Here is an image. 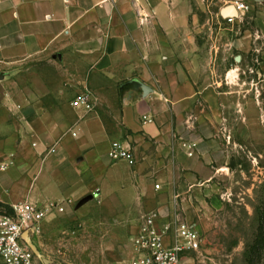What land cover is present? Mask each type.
<instances>
[{"label":"crops","instance_id":"crops-1","mask_svg":"<svg viewBox=\"0 0 264 264\" xmlns=\"http://www.w3.org/2000/svg\"><path fill=\"white\" fill-rule=\"evenodd\" d=\"M203 4L0 0V163H10L0 203L63 208L111 181L147 198L155 185L188 187L221 148L224 87L239 74L226 52L245 38L220 27L209 51L198 37ZM84 92L91 112L71 105ZM114 142L135 167L109 159ZM170 206L158 213L174 214Z\"/></svg>","mask_w":264,"mask_h":264},{"label":"rangeland","instance_id":"rangeland-1","mask_svg":"<svg viewBox=\"0 0 264 264\" xmlns=\"http://www.w3.org/2000/svg\"><path fill=\"white\" fill-rule=\"evenodd\" d=\"M219 1L204 0L195 10L204 25L199 42L213 51L220 27L232 29L229 36L245 37L239 49L226 52L225 64L238 67L239 74L233 87H224L221 148L210 158L200 157L203 167L188 187H161L147 198L111 181L83 202L56 206L31 238L41 255H34V264H132L131 239L143 218L170 203L172 212L194 224L202 237L194 264H247L264 210V0H243L250 11L232 27L218 23Z\"/></svg>","mask_w":264,"mask_h":264},{"label":"built area","instance_id":"built-area-1","mask_svg":"<svg viewBox=\"0 0 264 264\" xmlns=\"http://www.w3.org/2000/svg\"><path fill=\"white\" fill-rule=\"evenodd\" d=\"M229 7L235 9L237 17H222L220 14V19L228 25L241 23L250 11V6L243 0L226 1L222 9ZM71 105L86 112L93 111L95 107L88 92L75 98ZM150 122L143 117L144 124ZM193 146L184 145V148ZM107 155L113 162L123 161L131 168L136 165L133 152L121 142L112 143ZM188 155L191 157L192 152ZM9 166L10 163H0V173ZM155 190H159V185H155ZM55 207L24 202L11 206L10 213L0 215V264H34V253L26 245L23 234L27 233L30 238L38 234L41 224ZM202 242L196 226L177 214L163 219L158 212L149 213L131 239L135 253L132 264H194L193 255L200 254Z\"/></svg>","mask_w":264,"mask_h":264},{"label":"trees","instance_id":"trees-1","mask_svg":"<svg viewBox=\"0 0 264 264\" xmlns=\"http://www.w3.org/2000/svg\"><path fill=\"white\" fill-rule=\"evenodd\" d=\"M0 213H10V207L0 203ZM247 264H261L264 260V210L261 211L259 216V223L254 243L247 252Z\"/></svg>","mask_w":264,"mask_h":264},{"label":"water","instance_id":"water-1","mask_svg":"<svg viewBox=\"0 0 264 264\" xmlns=\"http://www.w3.org/2000/svg\"><path fill=\"white\" fill-rule=\"evenodd\" d=\"M255 1L261 2L262 0H255ZM220 14H221L222 17H225L227 15H233L234 17H237V13H236V11H235V9L233 7H229V8L222 9L220 11ZM235 61L239 63L241 61V57L240 56H237L235 58ZM0 78H1V76H0ZM88 198H90V196H87V197L83 198L80 202H83V201L87 200ZM23 239H24L26 245L34 253V255H36L37 257H41V255L37 251L36 247L32 244L31 238L27 235V233H24L23 234Z\"/></svg>","mask_w":264,"mask_h":264}]
</instances>
